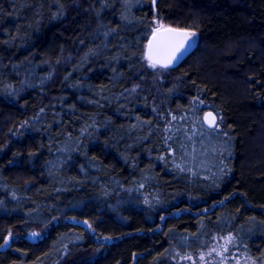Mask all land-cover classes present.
Instances as JSON below:
<instances>
[{"label":"trees","instance_id":"16d2710c","mask_svg":"<svg viewBox=\"0 0 264 264\" xmlns=\"http://www.w3.org/2000/svg\"><path fill=\"white\" fill-rule=\"evenodd\" d=\"M158 18L196 34L160 75ZM229 235L264 257V0H0V264H186Z\"/></svg>","mask_w":264,"mask_h":264},{"label":"snow or ice","instance_id":"6c2138e0","mask_svg":"<svg viewBox=\"0 0 264 264\" xmlns=\"http://www.w3.org/2000/svg\"><path fill=\"white\" fill-rule=\"evenodd\" d=\"M169 33V34H179L177 33V30L175 29H164L162 26L161 28L158 29H154L153 30V38L152 40L149 41L148 44V49L146 52V59L149 61V65L153 68H156L158 65L160 67H168L169 65L173 64V62L177 59V53L180 52L182 49L185 48L186 43L189 41L190 37L194 36L195 33H182L179 35H182V39L179 41V43L175 44L174 47L171 48L170 52L167 55H160L159 54V45L157 44L156 47H154V42L158 41V38L160 37L161 33ZM133 91H135V89H133ZM207 117H211V120H209V126H217L218 124H216V117L213 116L212 113H208ZM206 117V118H207ZM173 119H175V117H173ZM87 223V222H85ZM11 235V234H10ZM33 236H36V233L32 234ZM233 237L231 235H229L226 239H225V246H224V251L226 252L227 249V244L231 243L233 241ZM9 243V239L5 238V245H8ZM211 252H216V254L219 256L221 255L220 252H218L215 248L210 250ZM210 254V253H209ZM205 257L204 253H201L200 255V260L203 261ZM182 260H190L192 259L191 256H182L181 257ZM223 259H225L224 257H222V261ZM237 264H239V261L237 262Z\"/></svg>","mask_w":264,"mask_h":264},{"label":"water","instance_id":"95a60500","mask_svg":"<svg viewBox=\"0 0 264 264\" xmlns=\"http://www.w3.org/2000/svg\"><path fill=\"white\" fill-rule=\"evenodd\" d=\"M158 28H161V27H157L155 29H158ZM163 28L164 29H168V28L175 29V30H177V33H179V34L189 33V32L191 33L190 30H188L186 28H181V27L165 26ZM179 34H169V33H164V32L161 33L160 37L158 38V41L154 42V47H156L157 44L160 46L159 47V54L160 55H167L170 52L171 48L174 47L175 44L179 43V41L182 39V35H179ZM152 38H153V32L149 36V38L146 42V45L144 47L145 57H146V52L148 49L149 41L152 40ZM194 45H195V41H194V37L192 36V37H190L189 41L186 43L185 48L176 54L177 59L173 62V64L169 65L166 68H171V67H175L176 65H178L193 50ZM208 113H212L213 116L216 117V115L212 111H206L203 115V122L207 127L214 128L215 125H213L211 127L209 126V120H211V117H207ZM73 222L76 224L82 225L85 228L88 227V222L86 220L73 219ZM85 222H87V223H85ZM8 239H9V237H8Z\"/></svg>","mask_w":264,"mask_h":264},{"label":"rangeland","instance_id":"374dc122","mask_svg":"<svg viewBox=\"0 0 264 264\" xmlns=\"http://www.w3.org/2000/svg\"><path fill=\"white\" fill-rule=\"evenodd\" d=\"M154 24H155L154 25L155 28L161 26L162 27L169 26L167 22L159 18L156 19ZM191 33L194 32L191 31ZM193 37H194V41L196 42V34ZM145 62L150 69H152L153 71H155V73L159 75L166 71L165 67H160V66H157L156 68L151 67L149 65V61L146 58H145ZM224 246H225V241L223 239L215 238L213 242L209 245V247L204 252H201L205 254L203 261L200 260L201 253H199L198 258L196 260L194 259L186 260V264H237L238 261L239 264H264V257L259 261H255V260H249L243 255H238V254L227 255L223 250ZM213 248H215L218 252H220L221 255L218 256L216 252H211L210 250ZM222 257L225 258L223 259V261H222Z\"/></svg>","mask_w":264,"mask_h":264}]
</instances>
